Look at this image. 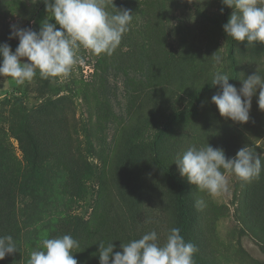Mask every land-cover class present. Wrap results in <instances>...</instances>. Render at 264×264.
I'll return each instance as SVG.
<instances>
[{"label": "rangeland", "instance_id": "rangeland-1", "mask_svg": "<svg viewBox=\"0 0 264 264\" xmlns=\"http://www.w3.org/2000/svg\"><path fill=\"white\" fill-rule=\"evenodd\" d=\"M40 2L0 0V26L32 27L29 19ZM114 6L130 10L133 21L111 56L82 50L84 63L67 78H52L43 93L35 79L19 85L0 77V140L23 160L14 132L27 115L41 141L58 145L48 159L57 170L54 175L47 171L52 204L26 232L28 259L67 217L78 225L80 246L73 250L78 264H100V241L112 240L120 251L121 243L155 230L163 242L167 231L177 227L178 211L174 190L154 164L150 146L167 120L194 105L200 89L210 84L216 51L225 61L221 70L232 74L227 36L210 21L223 14L221 0H114ZM108 11L116 9L109 5ZM235 55L239 77L233 85L239 90L241 79L256 71L264 75V50L236 41ZM217 91L173 127L161 152L187 186L188 242L198 248L195 262L264 264V210L253 201L264 186V170L251 182L225 173L226 191L210 196L182 177L175 163L191 144L222 148L227 157L248 145L264 157L258 93L249 122L240 124L219 114L211 102ZM136 144L144 153L140 157L133 149L139 165L132 172L130 164L124 165L125 152ZM27 200L21 193L18 208ZM197 200L203 206L197 207Z\"/></svg>", "mask_w": 264, "mask_h": 264}, {"label": "clouds", "instance_id": "clouds-1", "mask_svg": "<svg viewBox=\"0 0 264 264\" xmlns=\"http://www.w3.org/2000/svg\"><path fill=\"white\" fill-rule=\"evenodd\" d=\"M30 2L35 4L37 0ZM41 2L48 16L41 22L39 31L13 24L9 39L19 40L15 51L8 43H0V77H10L19 85L32 82L37 73L43 79L69 77L77 65L84 63L82 50L96 56H111L133 21L130 10L117 9L114 0ZM221 3L233 9L223 25L229 37L246 44H264V0H221ZM109 5L116 9L115 13L108 11ZM220 11L223 13V7ZM211 57L217 70L212 73L210 84L218 87L211 102L219 114L235 123L249 122L252 98L257 93L258 107L264 111V75L256 71L241 79L242 87L238 90L229 83L233 78L221 70L224 58L217 51ZM175 163L182 177L210 196L226 191L225 173L251 182L264 170V157L248 145L240 148L234 157H227L222 148L208 143L191 144ZM203 204V200L196 202L197 207ZM79 246L80 242L71 234L44 238L37 250L31 252L28 264H78L73 250ZM115 249L112 240L100 241V264H195L194 254L198 251L195 244L184 239L179 227L170 228L163 242L157 232L151 230L138 239L121 243L120 251ZM17 251L12 235H0V260Z\"/></svg>", "mask_w": 264, "mask_h": 264}, {"label": "trees", "instance_id": "trees-1", "mask_svg": "<svg viewBox=\"0 0 264 264\" xmlns=\"http://www.w3.org/2000/svg\"><path fill=\"white\" fill-rule=\"evenodd\" d=\"M230 15L231 8L225 6L223 14L219 17L211 18L210 21L224 32L223 25L228 22ZM47 16L48 13L45 11V5L40 2L39 7L29 19L32 27L27 26L25 28H31L38 32L41 22ZM51 22L54 23L55 21ZM9 35L10 26H0V43H8L12 50L15 51L19 40L9 39ZM226 36L232 68L230 78H233L229 80V83L234 84L239 77L235 55L236 41L227 34ZM256 45H259L264 50V44L257 42ZM34 79L41 88V93L46 90L52 80V78H41L39 73H37ZM216 89L218 87L213 88L211 84L202 87L198 92L196 103L188 109L174 113L157 132L150 146L154 164L159 168L174 190L178 211L177 227L181 228V235L187 242L191 222V214L186 200L187 186L176 170L164 160L161 148L173 127L186 116L197 113L201 109L206 95ZM44 112H48V110ZM14 135L20 145L23 160H18L14 156L11 146L6 144L4 140H0V235H12L17 243L18 251L7 255L4 260H0V264H28L29 259L25 257L23 249L24 245H26V232L44 219L46 211L52 204L51 199L53 195L47 187V184L50 182L47 171L50 170L53 175L57 173L55 166L49 165L48 159L51 156V151L58 149V145L52 148L54 144H51L49 141H41L40 133L37 132L36 127L33 125L31 117L27 115L23 116L20 127L18 130H15ZM133 149L139 153L140 157L144 153V148L139 144L133 145L130 153L125 152L124 165L126 167L130 164L132 172L139 165V156L135 154ZM21 193H24L28 200L24 203V207L19 209L18 199ZM254 197V205L264 210V186H260L255 191ZM77 228L76 222L68 217L63 218L52 237L71 234L73 238H76L78 234ZM195 264L197 263L195 262Z\"/></svg>", "mask_w": 264, "mask_h": 264}]
</instances>
